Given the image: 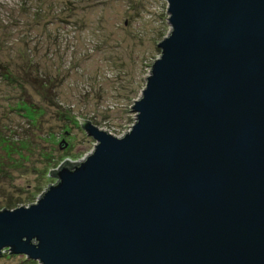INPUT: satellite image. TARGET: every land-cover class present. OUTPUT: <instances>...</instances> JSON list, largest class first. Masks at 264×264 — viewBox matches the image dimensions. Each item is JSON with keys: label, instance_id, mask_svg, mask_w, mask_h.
<instances>
[{"label": "water", "instance_id": "1", "mask_svg": "<svg viewBox=\"0 0 264 264\" xmlns=\"http://www.w3.org/2000/svg\"><path fill=\"white\" fill-rule=\"evenodd\" d=\"M135 121L29 205L0 253L39 264H264V0H166Z\"/></svg>", "mask_w": 264, "mask_h": 264}, {"label": "rangeland", "instance_id": "2", "mask_svg": "<svg viewBox=\"0 0 264 264\" xmlns=\"http://www.w3.org/2000/svg\"><path fill=\"white\" fill-rule=\"evenodd\" d=\"M167 6L166 0H0V208L32 204L56 182L39 178L41 168L55 171L93 150L81 120L115 136L130 129V104L170 32ZM0 264L39 263L4 249Z\"/></svg>", "mask_w": 264, "mask_h": 264}, {"label": "trees", "instance_id": "3", "mask_svg": "<svg viewBox=\"0 0 264 264\" xmlns=\"http://www.w3.org/2000/svg\"><path fill=\"white\" fill-rule=\"evenodd\" d=\"M24 77V76H23ZM22 77V78H23ZM21 78V79H22ZM23 80H24V83L25 82H27V83H29V84H33L34 82H33V80L31 79V80H28V79H26L25 77L23 78ZM19 85H22V83L20 82L19 83ZM4 137H5V134H4V128L1 126L0 127V141L2 140V141H4L3 139H4ZM63 164H67L68 166H72L73 165V163L72 162H70V161H68V160H64L63 162H62V164H61V166L63 165ZM60 167V166H59ZM31 170H33V171H38V169H36V167H33ZM55 171L54 170H47V168H46V166L45 167H43V168H41L39 171H38V173H39V178H43L46 174L48 175V178H53L54 177V175H53V173H54ZM32 196H33V194L31 195L30 194V196L28 197L29 199H32ZM18 200H20L19 198H17V200L15 201V202H11V201H9L8 203H7V205H10V206H12V205H14V204H16L17 202H18ZM26 200H28V199H26ZM31 201V200H30ZM16 208V207H15ZM12 254V253H11Z\"/></svg>", "mask_w": 264, "mask_h": 264}]
</instances>
